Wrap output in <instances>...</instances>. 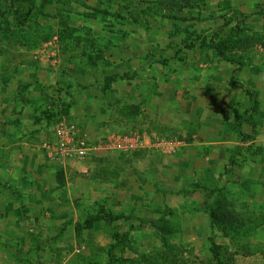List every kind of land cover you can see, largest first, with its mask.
Here are the masks:
<instances>
[{
  "label": "rangeland",
  "instance_id": "1",
  "mask_svg": "<svg viewBox=\"0 0 264 264\" xmlns=\"http://www.w3.org/2000/svg\"><path fill=\"white\" fill-rule=\"evenodd\" d=\"M171 7L0 0V264H264V0ZM63 119L86 174L46 157Z\"/></svg>",
  "mask_w": 264,
  "mask_h": 264
},
{
  "label": "built area",
  "instance_id": "2",
  "mask_svg": "<svg viewBox=\"0 0 264 264\" xmlns=\"http://www.w3.org/2000/svg\"><path fill=\"white\" fill-rule=\"evenodd\" d=\"M50 133V137L42 144L46 157L63 166L79 164V171L88 173L86 165L92 146L78 126L63 119L50 127ZM125 149L130 148L126 146Z\"/></svg>",
  "mask_w": 264,
  "mask_h": 264
},
{
  "label": "trees",
  "instance_id": "3",
  "mask_svg": "<svg viewBox=\"0 0 264 264\" xmlns=\"http://www.w3.org/2000/svg\"><path fill=\"white\" fill-rule=\"evenodd\" d=\"M190 1L191 0H173V7L169 8V11H173L175 9H180L183 6H185L188 3H190ZM175 6H176V8H175ZM167 17L170 18L172 16L170 15V16H167ZM115 79H116V76H114V75L113 76L106 77L105 80H104V86L107 87V88L110 87V83L112 81H114ZM63 113L64 114H67L68 113V109L63 110ZM210 193H213V191H210L209 194ZM209 218L211 220V224L212 225H215V223L217 221H222L226 226L228 225L232 231L239 232V230H240L241 224H235V226L229 225V223L231 224L232 222H234L233 219H235V222L236 223H239L240 220H241L240 217L235 216L233 213L228 212L227 210H221V209L211 208L209 210ZM122 219H126V216H124L122 214L113 215V214L104 212L101 209V210H98L93 216L89 217L85 221V225H86V227H89L94 222L100 221V220H103V221H105L107 223H112V222H115V221H118V220H122ZM159 219L161 220V219H163V217L161 216ZM82 227H83L82 224H77V227H76L77 233L80 231V229ZM233 227H235V228H233ZM64 229H65V225L61 228V230H64ZM242 231H243L244 234L246 233L247 235L250 233V231L248 229H246V228L242 229ZM235 234H236L235 236H238V233H235ZM213 246H215V243H213ZM213 253L216 254L217 251L214 249L213 250ZM217 257H218V255H217ZM217 261H219V260H217ZM218 263L221 264L220 262H218Z\"/></svg>",
  "mask_w": 264,
  "mask_h": 264
}]
</instances>
